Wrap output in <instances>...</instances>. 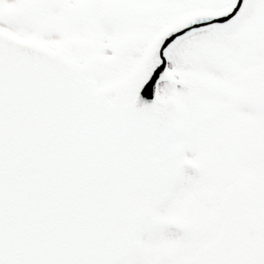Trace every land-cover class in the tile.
I'll use <instances>...</instances> for the list:
<instances>
[{"label": "snow or ice", "instance_id": "1", "mask_svg": "<svg viewBox=\"0 0 264 264\" xmlns=\"http://www.w3.org/2000/svg\"><path fill=\"white\" fill-rule=\"evenodd\" d=\"M0 264H264V0H0Z\"/></svg>", "mask_w": 264, "mask_h": 264}]
</instances>
